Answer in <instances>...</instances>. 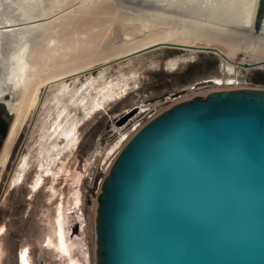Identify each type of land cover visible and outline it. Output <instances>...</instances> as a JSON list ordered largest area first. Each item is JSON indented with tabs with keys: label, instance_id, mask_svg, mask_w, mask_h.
I'll return each mask as SVG.
<instances>
[{
	"label": "water",
	"instance_id": "water-1",
	"mask_svg": "<svg viewBox=\"0 0 264 264\" xmlns=\"http://www.w3.org/2000/svg\"><path fill=\"white\" fill-rule=\"evenodd\" d=\"M98 203L96 264H264V90L213 91L155 115L115 157Z\"/></svg>",
	"mask_w": 264,
	"mask_h": 264
},
{
	"label": "rangeland",
	"instance_id": "rangeland-1",
	"mask_svg": "<svg viewBox=\"0 0 264 264\" xmlns=\"http://www.w3.org/2000/svg\"><path fill=\"white\" fill-rule=\"evenodd\" d=\"M7 1L0 0V24ZM188 47L161 46L95 67L75 80V91L82 93L63 97L60 104L44 94L1 178L0 264H96L102 180L134 130L146 123L148 112L186 101L164 98L176 97L187 87L200 89L192 93L199 95L206 93L204 88L227 86L211 79H236L239 87L233 89L264 90V65L243 68L239 56L231 64L217 54L200 52L209 47L225 55L211 44ZM227 64L234 72L225 69ZM17 96L5 98L7 104L15 108L22 100ZM132 109L127 122L118 125ZM2 118L10 125L7 115Z\"/></svg>",
	"mask_w": 264,
	"mask_h": 264
},
{
	"label": "bare ground",
	"instance_id": "bare-ground-1",
	"mask_svg": "<svg viewBox=\"0 0 264 264\" xmlns=\"http://www.w3.org/2000/svg\"><path fill=\"white\" fill-rule=\"evenodd\" d=\"M6 4L0 24V86L4 92L21 94L22 100L0 155V182L17 138L44 94L53 96L56 104L63 97L80 95L75 80L95 67L153 46L194 43L219 47L231 64L239 56L243 68L264 65V18H257L258 0H8ZM231 64L226 65L228 72H234Z\"/></svg>",
	"mask_w": 264,
	"mask_h": 264
},
{
	"label": "flooded vegetation",
	"instance_id": "flooded-vegetation-1",
	"mask_svg": "<svg viewBox=\"0 0 264 264\" xmlns=\"http://www.w3.org/2000/svg\"><path fill=\"white\" fill-rule=\"evenodd\" d=\"M14 1H16V0H14ZM0 78L3 80V78L1 77V74H0ZM184 91L185 90H181V92H184ZM11 94H15L16 96L17 95H21V94L16 93V92H9V93L8 92H4L3 91V87L0 86V117L2 115H7L10 118V120H11L10 125H9V123H7V121L3 119V121L6 122V124H7L6 125V129L3 127V124L0 123V143H1V145H0V155H1L2 151H3V148L5 146L6 140H7L8 136H9L10 130H11V128H12V126L14 124L15 118L17 116V113H16L15 109L17 108V106L19 107L18 104H20L19 101L17 103H15V106H14L15 108H13V105L9 106L7 104L8 101H6L5 98L10 96ZM21 98H22V95H21ZM8 125H9V128H8ZM5 131L7 133V136H6V138L4 140V143H3V139H4L5 135H6ZM2 143H3V145H2Z\"/></svg>",
	"mask_w": 264,
	"mask_h": 264
},
{
	"label": "built area",
	"instance_id": "built-area-1",
	"mask_svg": "<svg viewBox=\"0 0 264 264\" xmlns=\"http://www.w3.org/2000/svg\"><path fill=\"white\" fill-rule=\"evenodd\" d=\"M209 82H211V83H214L215 85H220V84H225V85H227V86H229V87H233V86H235V85H237L238 83H237V81H236V79H234V80H232L231 82H227L226 81V79H225V81H223V79H211V80H209ZM235 83V84H234ZM234 84V85H233ZM233 85V86H232ZM238 87H239V85H237ZM229 87H226V86H224L223 88H221V89H216V91H221V90H226L225 88H229ZM202 88H204V87H202ZM246 88H248V87H246ZM197 90H200V89H196V87L195 86H192V87H187L186 89H185V91L184 92H182V93H180V95H177L176 97H166V98H164V100L165 99H169V100H166V102H168V101H173V100H175V99H183V100H186V101H191V100H193L195 97H202V98H204L208 93H210V92H213V91H215V89L213 90H209V89H206V88H204V90H206V93H202V94H199V95H196V94H192L193 93V91H197ZM190 95V96H189ZM186 96V97H185ZM163 100V101H164ZM165 102V101H164ZM156 111H158V110H156ZM156 112L154 111V110H152V111H149L148 112V116H147V119H146V122L148 121V120H150L151 118H153L155 115H157V114H155Z\"/></svg>",
	"mask_w": 264,
	"mask_h": 264
}]
</instances>
